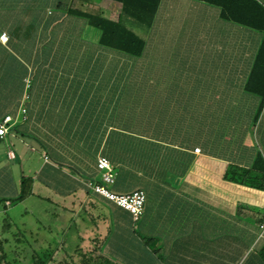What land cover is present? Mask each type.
I'll use <instances>...</instances> for the list:
<instances>
[{
	"label": "crops",
	"instance_id": "0c3cea01",
	"mask_svg": "<svg viewBox=\"0 0 264 264\" xmlns=\"http://www.w3.org/2000/svg\"><path fill=\"white\" fill-rule=\"evenodd\" d=\"M88 7L121 12L113 0ZM58 25L61 45L40 48L38 32L9 53L24 68L0 99V123L12 117L0 138V264H264V189L225 177L264 165V103L244 89L262 33L199 0H159L137 58L100 46L83 19ZM100 156L112 192L144 191L137 221L88 188Z\"/></svg>",
	"mask_w": 264,
	"mask_h": 264
},
{
	"label": "trees",
	"instance_id": "16d2710c",
	"mask_svg": "<svg viewBox=\"0 0 264 264\" xmlns=\"http://www.w3.org/2000/svg\"><path fill=\"white\" fill-rule=\"evenodd\" d=\"M92 1L0 0V31L5 30L9 40L6 46H0V65L3 66V72H0V99L18 92V86H15L17 81L22 79L20 70L24 67L15 56L9 54L10 49L33 43L38 32L42 35L48 32L46 37H40V48L47 50L56 44L61 45L63 40L58 23L66 17L83 19L89 28L99 32L100 46L135 58L142 55L146 43L142 32L151 25L159 0H113L121 4V12L116 20H110L101 13L95 14L91 9H86ZM199 1L217 6L221 18L262 33V40L244 88L248 93L260 98L261 110L264 103V6L256 0ZM47 9L51 10L48 12L49 16H46ZM16 67L18 72L14 70ZM254 166L249 169L229 167L225 177L245 186L264 189V165L260 157L256 158ZM30 185L29 179L22 180L18 200L30 194ZM258 254L264 262V246ZM33 264H43L41 257H37Z\"/></svg>",
	"mask_w": 264,
	"mask_h": 264
},
{
	"label": "built area",
	"instance_id": "2783aa9c",
	"mask_svg": "<svg viewBox=\"0 0 264 264\" xmlns=\"http://www.w3.org/2000/svg\"><path fill=\"white\" fill-rule=\"evenodd\" d=\"M1 42L7 41V36L3 33L0 35ZM25 90L30 86V81L26 79L24 81ZM29 98L27 92L22 96V102H25ZM20 112L22 115L25 114V108L21 106ZM24 118V117H23ZM12 122L11 116H6L0 123V138H3L9 130V124ZM195 153L199 152V149H194ZM10 156L13 157V153L9 152ZM96 168L99 171V181L96 183L88 184V188L92 193L100 196L106 201L113 203L115 206L126 210L134 221H137L145 203V193L142 190H134L128 194H117L112 192L109 187L115 181V172L110 162L105 157H98L96 160ZM260 223L258 227L260 232H264V211L259 217Z\"/></svg>",
	"mask_w": 264,
	"mask_h": 264
},
{
	"label": "rangeland",
	"instance_id": "374dc122",
	"mask_svg": "<svg viewBox=\"0 0 264 264\" xmlns=\"http://www.w3.org/2000/svg\"><path fill=\"white\" fill-rule=\"evenodd\" d=\"M26 1V0H25ZM43 1H45V0H43ZM97 1V0H96ZM43 4H45V3H43ZM40 5H42L41 3H40ZM86 9H90V7H86ZM46 16H49L50 14L48 13V12H51V10L50 9H47L46 10ZM0 220L2 221V218H0ZM1 221H0V223H1Z\"/></svg>",
	"mask_w": 264,
	"mask_h": 264
}]
</instances>
